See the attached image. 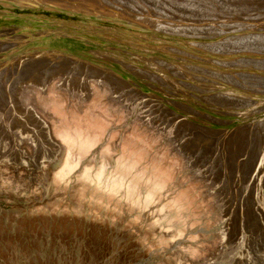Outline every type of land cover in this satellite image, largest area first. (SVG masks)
Wrapping results in <instances>:
<instances>
[{"label": "rangeland", "instance_id": "1", "mask_svg": "<svg viewBox=\"0 0 264 264\" xmlns=\"http://www.w3.org/2000/svg\"><path fill=\"white\" fill-rule=\"evenodd\" d=\"M42 1L65 10L39 13L35 5L24 0H0L4 5L19 4L7 15L21 18L8 19L6 12L0 14V51L19 35H51L55 41L44 44H54L55 49L77 57L106 62L124 74L118 63L99 54L110 56L120 50L125 52L122 55L126 60L146 54L174 67L178 63L201 66L204 69L199 70V77L214 80L210 82L213 86L207 85V80V84L201 81L207 87H200L203 96L209 92L205 96L215 95L218 87L228 90L219 93L217 105L213 99L193 98L150 78L130 76L142 92L153 95L169 112L176 113L174 126H166L165 132L142 117L144 109H137L144 98L132 104L115 101L114 105L109 101V91L95 85L89 98L79 100L52 80L42 94L37 92L40 88L34 89L31 98L54 146L44 157L30 138H22L12 129L15 114L4 101L0 85V264H236L244 252L247 219L252 217L263 229L242 264H264V83H258L264 79V45H260L264 41L260 37L264 33V0H199L200 5L196 2L197 7L191 10L184 7L185 0H103L94 4L93 0H75L74 5L91 1L93 6L89 4L88 9L100 15L108 5L116 7L124 22L138 23L137 27L156 24L157 30L144 33L108 18L78 16L72 12L75 9L60 0ZM205 1L214 6L219 2L218 14L203 13L201 5H207ZM4 10L0 6V11ZM147 11L154 20L143 15ZM71 25L90 27L99 35L117 33L121 43L104 38L100 42L106 44L83 40V34L76 33ZM209 25L215 28H205ZM209 42L215 47L202 46ZM159 44L204 61L174 57L163 48L157 49ZM147 48L155 51L148 52ZM250 77L255 83L251 89L245 84L249 80H244ZM229 88L236 90L231 92L233 97L241 99L234 97L228 103ZM247 90L255 91L257 96ZM254 96L258 97L256 103L251 101ZM117 104L123 105L119 108ZM186 120L203 129L201 134L195 130L201 135L199 143L193 142L194 130L180 132L183 136L176 138L174 128L180 129L177 122ZM80 142H85L88 149ZM188 143L185 151L183 145ZM84 148L85 152L81 150ZM65 170L69 173L59 178V172ZM122 171L127 175L123 173L121 188L119 192L113 188L118 192L113 194L112 182L121 181ZM102 179L105 184L111 182L106 185L111 188L105 187ZM137 182L142 193H134L138 191L135 189L133 195L139 197L126 198V192ZM131 198H135L134 203ZM226 228L230 229L223 237ZM233 228L236 234L231 232Z\"/></svg>", "mask_w": 264, "mask_h": 264}, {"label": "bare ground", "instance_id": "2", "mask_svg": "<svg viewBox=\"0 0 264 264\" xmlns=\"http://www.w3.org/2000/svg\"><path fill=\"white\" fill-rule=\"evenodd\" d=\"M93 4L96 3V1L102 2L103 0H93ZM107 1V0H106ZM115 2L114 0H110ZM157 1V0H154ZM161 2H164L163 0H160ZM174 1V0H173ZM172 1V2H173ZM190 1V2H188ZM194 1V2H193ZM197 1L199 0H185V2H183V4L185 3L184 7L186 9H193L194 7H197ZM246 2V0H243ZM258 1V0H257ZM24 2L28 3L30 2L31 4L35 5V12H42L45 11L47 12L48 10H65L64 8H61V5L58 4H52L49 2H44L42 0H24ZM60 2L62 4H68L70 8L75 9V11L73 10L72 12L78 16H86L89 19H91L90 17L93 16L95 17H101V18H108V21H115L119 24H125L127 25L128 29H132L135 32H139V33H144L147 30L150 29H156V24L151 22L148 23V25L144 26L145 28L142 27H137L136 25L138 24H134V23H126L123 21V15L121 14V12L113 6H107V5H103L101 7H105V10H102L104 15H100L98 13V11L91 9L89 10V4H92L91 1L84 2L81 1L82 4H76L75 0H60ZM104 2V1H103ZM118 2V1H116ZM171 2V3H172ZM175 2V1H174ZM179 1L176 2V4H178ZM197 2V3H196ZM203 2V0H202ZM206 2V1H205ZM204 2V3H205ZM213 2H217V1H213ZM237 2V1H236ZM241 2V1H240ZM248 2V1H247ZM119 3V2H118ZM170 3V4H171ZM194 3V4H193ZM196 3V4H195ZM207 5H201L202 7V11L203 13H205L206 15H212V14H218L219 12V2L214 6V4H210L209 2H206ZM210 5H209V4ZM239 3V2H238ZM237 3V4H238ZM74 5V7H71V5ZM87 4V6H86ZM92 4V6H93ZM120 4V3H119ZM173 4V3H172ZM241 4L243 5V3L241 2ZM238 4V5H241ZM249 4V3H248ZM246 4V5H248ZM253 4V3H252ZM255 4H258L257 2ZM255 4H253L254 6H256ZM11 5V6H10ZM7 4L4 5L2 3H0V6H2L3 8H5L4 11H0V14L2 12H6V18H13V19H21L18 16L15 15H7V14H12L13 12H11L10 10H12L13 8H18L19 4H15V3H11V4ZM118 5V4H117ZM198 5H200L198 3ZM252 5V6H253ZM86 6V7H83ZM121 6V5H120ZM200 6V7H201ZM245 6V4L243 5ZM249 6V5H248ZM253 6V7H254ZM258 7V5H257ZM113 10V11H112ZM69 11V10H68ZM44 12V13H45ZM95 14V15H93ZM91 15V16H90ZM143 15L145 17H147L148 19L154 20L152 13L150 11H147L145 13H143ZM42 18V17H39ZM181 18L183 19L184 17L181 16ZM92 20V19H91ZM63 23V21H62ZM161 24V23H159ZM173 26H176L174 24H171ZM73 29H75L77 32L76 33H81L83 34V40L86 39L87 41H91L93 43H99L102 44L100 42L101 38L107 39L109 41H113L114 43H121V39L119 38V35L117 33L112 32L111 34L107 33V32H101L102 34L99 35L98 33H95L93 31V29H91L90 27L88 28H84V27H79V26H75V25H71ZM179 27V26H178ZM105 28V27H104ZM208 29H214L215 27L213 25H209L208 27H205ZM83 29H87V31H89L87 34L82 33ZM95 29V28H94ZM262 29V28H261ZM39 30V29H37ZM157 30V29H156ZM108 31V30H107ZM114 31V30H113ZM100 32V31H99ZM11 33V32H10ZM94 33V35H93ZM130 33L132 34V32L130 31ZM4 34V32H2V35ZM121 34V33H120ZM135 34V33H133ZM5 35V34H4ZM24 35V36H17L15 37V39H11L12 42H10L9 44L4 46V49L0 51V85H1V91H2V95L4 96V101L6 103H9L11 111L14 112V119L13 122L10 123L12 129L14 131H16V133L20 134V136L22 138H30L32 145L34 146V148L37 149H41L43 151V155L44 157L47 156L45 154H47L46 152L50 149L53 148V144L51 143V136L49 138L48 135V130H47V126L45 125L44 122H42L41 118L39 117L38 113L36 112L35 109V105H34V101H32V95L33 94V90H38L37 88H40V91L38 90L37 92L39 94H42L41 91H43V89L46 88V86L49 84V82H51L52 80H57V83L59 85V87L66 89L68 95H75V97H78L79 100H83L85 98H89V96L91 95V93L93 92V86L98 85L104 89H106L105 91L107 92V90L109 91L107 93V95H109L110 93V99L109 101L114 103V105H116V103L119 102V104L121 103H129L132 104L136 101H140V100H144L142 101V103L137 109L141 110L144 109L143 112L141 113L143 116V118H146L145 120L148 122H151V124H155V127H158L159 129H161L162 131H165L166 126H169L172 121H174V117L176 116L175 114H173L171 111L169 112V109L167 110L165 108V106L161 105L159 100H157V98H155L153 95H149L148 93L142 92L136 84H134L131 81L130 76H137V77H146V78H150L151 80H155V82H159L161 83V85H166L167 88L170 89V87L175 88L176 90L180 91L181 93H187L188 95L190 94L192 97H196L199 99H203L204 101L207 100H211L213 99L212 103H219V93H227V91L225 92V90L228 88H226L225 90H222L223 88H221V90H219L220 87L215 88L217 89L216 91L219 92H215L212 96H205L207 93L203 96L202 93V89H200V87H204V85L201 83V81H203V77H199L201 76L199 73V70L202 71L204 68H202L201 70V66H190V65H181V64H177V66H172V63L170 65H166L165 62H160V61H156L155 59H153V57L151 56H147L145 55H137L138 59L130 57L129 60H126L122 54L123 51L120 52V50H118L119 52H114L115 55H101L99 54V56L103 57V58H109L111 59V62L113 63H118L121 67V70L123 72H125L126 74L122 73L121 71H118L115 66L110 65L106 62H95L92 60H88L87 58L84 57H77L74 54H72L71 52H66V51H61V50H57L55 49L53 46L54 44H44V43H50L52 40H54L55 38H53L51 35H41V34H36V35ZM127 36V35H126ZM135 36V35H134ZM64 37V36H61ZM67 37H73L70 35H67ZM128 37V36H127ZM138 37V36H137ZM142 37V36H141ZM260 37L264 38V33L260 34ZM75 38V37H73ZM77 38V37H76ZM119 38V39H118ZM118 39V41H117ZM140 39V38H138ZM137 39V40H138ZM146 39V38H145ZM148 39V38H147ZM128 40V39H126ZM134 40V39H133ZM144 40V39H142ZM232 40V39H231ZM235 40V38H234ZM233 40V41H234ZM55 41V40H54ZM105 41V40H104ZM124 41V40H123ZM122 41V42H123ZM148 41H150L148 39ZM231 41V42H233ZM126 42V41H125ZM157 42V41H156ZM230 42V43H231ZM36 45H33V44ZM155 43V42H154ZM160 43V42H159ZM162 43V42H161ZM196 43V42H195ZM215 43V41L213 42ZM229 43V42H228ZM106 44V43H103ZM156 44V43H155ZM199 44V43H198ZM197 44V45H198ZM132 45V44H131ZM195 45V44H194ZM205 46L207 48L210 47H215L213 46V44H211V42L209 43H205L202 44V46ZM260 45H264V41H260ZM140 46V45H139ZM158 46V45H157ZM166 45H160L157 47V49H162L165 52L174 55H177L178 57H183V59H187V60H193V59H197V60H202L200 57H192V55H190L189 53L183 51V50H177L175 48H169L165 47ZM201 46V45H200ZM203 46V47H204ZM142 47V46H140ZM145 47V46H143ZM7 52H2L5 50H8ZM136 49V48H135ZM156 49V50H157ZM113 50V49H112ZM147 50H149L148 52H153L155 51V49L153 48H147ZM144 51V50H142ZM175 57V56H174ZM205 57V56H204ZM140 58V59H139ZM178 59V58H177ZM249 59V58H247ZM106 60V59H105ZM215 60V59H214ZM229 60V59H228ZM204 61V59L202 60ZM206 61V60H205ZM210 61V60H209ZM216 61V60H215ZM222 61V60H220ZM233 61V60H230ZM109 62V61H108ZM219 62V61H217ZM229 62V61H228ZM237 62V60H236ZM240 62V61H239ZM243 62V66L245 65L244 61H241V63ZM250 62V61H249ZM165 63V64H164ZM213 63V62H212ZM220 63V62H219ZM233 63V62H231ZM235 63V61H234ZM251 63V62H250ZM264 63V62H263ZM117 64V65H118ZM168 64V63H167ZM215 64V63H214ZM222 64V63H221ZM220 64V65H221ZM237 65H241L236 63ZM262 64V63H260ZM248 65V64H247ZM232 68V67H231ZM230 68V69H231ZM263 68V67H262ZM208 70V69H206ZM262 70V69H261ZM213 72V70L211 71ZM216 72V71H214ZM213 72V73H214ZM220 72V71H219ZM231 72V71H229ZM229 72H227V74H229ZM239 72V71H238ZM233 73V72H232ZM258 73V72H257ZM260 73V72H259ZM207 74V73H206ZM209 74V73H208ZM216 74V73H215ZM220 75H222L221 73H219ZM240 74V73H239ZM264 74V73H261ZM197 75V76H195ZM213 75V74H212ZM220 75H217L218 77ZM248 75V74H247ZM211 76V75H209ZM229 76V75H228ZM228 76H226V78H228ZM231 76H233V74H231ZM229 76V77H231ZM239 76V75H238ZM246 76V75H245ZM136 77V78H137ZM217 77V78H218ZM224 77V75L222 76ZM244 77V76H243ZM247 77V76H246ZM193 78V82L194 83H190L187 82L189 79ZM216 78V77H215ZM220 78V77H219ZM209 79V78H208ZM223 79V78H222ZM231 79V78H230ZM244 79V78H243ZM254 79V78H253ZM259 79V78H258ZM261 79V78H260ZM205 80H207L206 78H204L203 82H206ZM219 80V79H217ZM244 80H249V83H245L248 84V88L252 87L253 85H255V83H252L251 77L250 79L246 78ZM214 80H211L210 82L212 83ZM255 81V80H254ZM257 81V79H256ZM255 81V82H256ZM208 82V80H207ZM206 82V84H207ZM210 82H208L207 85L210 84V86L212 85ZM264 83V79L261 81H258V83ZM92 83V84H91ZM217 83V82H215ZM213 83V84H215ZM252 83V84H250ZM260 83V84H261ZM56 84V83H55ZM218 84V83H217ZM57 85V86H58ZM219 85V84H218ZM262 85V84H261ZM50 86V85H49ZM54 86V85H53ZM165 86V87H166ZM213 86V85H212ZM216 86V85H214ZM140 87V86H139ZM152 87V86H150ZM57 88V87H56ZM171 88V89H173ZM204 88H207L206 86ZM49 89V87H48ZM58 89V88H57ZM170 89V90H171ZM211 89V88H210ZM215 89H211L215 91ZM232 89V91H230V94L226 95V97L229 99L231 103V100L233 97V95H235L234 93L231 94V92H235L236 90H234L233 88H229ZM251 89V88H249ZM56 90V89H55ZM60 90V89H59ZM103 90V89H102ZM174 90V89H173ZM253 90V88H252ZM255 90V89H254ZM65 91V90H64ZM161 91V90H160ZM177 91V92H178ZM102 92V91H101ZM105 92V93H106ZM167 92V91H166ZM204 92V91H203ZM248 93L256 95L255 91H248ZM255 92V93H254ZM36 93V92H35ZM237 93V92H236ZM238 93H239V89H238ZM242 93V92H241ZM260 93V92H259ZM94 94V93H93ZM174 94V93H172ZM249 94V95H250ZM263 94V93H261ZM260 94V95H261ZM106 95V94H104ZM219 95V96H218ZM224 95V94H223ZM246 94H244L245 96ZM248 95V94H247ZM246 95V96H247ZM248 95V96H249ZM260 95L258 97H260ZM35 96V95H34ZM214 96V97H213ZM241 96V95H240ZM245 96V97H246ZM254 96L255 98L252 100L254 103H256L258 97ZM39 97V96H38ZM109 97V96H108ZM193 97V98H194ZM213 97V98H212ZM238 97V96H237ZM235 97V98H237ZM144 98V99H143ZM195 98V99H196ZM226 98V99H227ZM241 99V97H238ZM251 98V97H250ZM264 98V97H263ZM42 99V98H41ZM40 99V100H41ZM46 99V98H45ZM227 99V100H228ZM245 99V98H243ZM247 99V98H246ZM261 99V98H260ZM47 100V99H46ZM206 100V101H207ZM226 100V101H227ZM250 101V99H248ZM53 101V100H52ZM116 101V103H115ZM224 101V100H223ZM240 101V100H239ZM246 101V100H245ZM36 102V101H35ZM40 102V101H39ZM44 102V101H43ZM172 102V101H170ZM62 103V102H61ZM178 103V102H177ZM176 103V104H177ZM210 103V102H209ZM225 103V101H224ZM242 103V102H241ZM240 103V104H241ZM248 103V102H247ZM263 103V102H262ZM137 104V106L139 105ZM175 104V105H176ZM179 105L181 103H178ZM177 104V105H178ZM223 104V102L221 103ZM227 104V103H226ZM225 104V106H226ZM244 104V103H243ZM44 105V104H43ZM123 105V104H122ZM121 105V106H122ZM134 105V104H133ZM176 105V106H177ZM182 105V104H181ZM218 105V104H217ZM224 105V104H223ZM232 105V104H231ZM252 105V104H250ZM254 105V104H253ZM259 104H257L258 106ZM117 106L120 108L121 106H119L117 104ZM125 106V105H124ZM127 106V105H126ZM130 106V105H129ZM174 106V105H173ZM187 106V105H186ZM229 106V105H228ZM235 106V105H234ZM238 106V105H237ZM247 106V105H246ZM114 107V106H113ZM141 107V109H140ZM180 107V106H179ZM231 107V106H230ZM242 107V106H241ZM256 107V106H255ZM38 108V107H37ZM112 108V107H111ZM127 108V107H126ZM178 108V107H177ZM182 108V107H181ZM184 108V107H183ZM187 108V110H189L188 107H185V109ZM236 108V107H235ZM238 108V107H237ZM260 108V107H259ZM123 109V108H122ZM135 109V107H134ZM193 109V108H191ZM242 109V108H241ZM254 109V108H253ZM186 110V111H187ZM263 110V109H262ZM240 111V110H239ZM249 111V110H248ZM114 112V111H113ZM175 112V111H173ZM197 113V111H195ZM194 112V113H195ZM235 112V111H234ZM233 112V113H234ZM246 112V111H245ZM253 112V111H252ZM255 112V111H254ZM232 113V112H231ZM240 113V112H239ZM4 114H6V112H4ZM201 115V114H200ZM233 115V114H232ZM241 115V114H240ZM179 116V115H178ZM183 117V116H182ZM241 117V116H240ZM178 119L180 117H177ZM217 119V118H216ZM245 119V118H244ZM144 120V121H145ZM176 120V119H175ZM182 120V119H181ZM179 120V121H181ZM188 120V119H187ZM186 120V121H187ZM192 120V119H191ZM178 121V120H176ZM211 121V120H210ZM219 122V121H218ZM175 124V123H174ZM252 124V123H251ZM172 126L173 123H172ZM177 126L180 127L179 131H177L176 128H174L176 130V138H179L180 136H183L182 134H180V132H183L185 130H194V133L196 134L193 140L194 144L199 143L198 141V136L201 137V132L203 131V129L201 127H198L194 122H177ZM175 126V127H177ZM229 127V126H228ZM243 127V126H242ZM193 128V129H191ZM168 129V128H167ZM171 129V128H170ZM200 129V130H198ZM226 129V128H225ZM240 129V128H239ZM160 130V131H161ZM195 130H197L195 132ZM232 130V129H231ZM237 130V129H236ZM243 130V128H242ZM241 130V131H242ZM86 131V130H85ZM208 133L210 130H207ZM155 132V131H154ZM166 132V131H165ZM192 132V131H190ZM215 132V131H214ZM206 133V131H205ZM232 133V132H231ZM50 134V133H49ZM168 134V133H167ZM215 134V133H214ZM83 135V134H82ZM169 135V134H168ZM173 135V134H172ZM207 135V134H206ZM204 135V136H206ZM216 135V134H215ZM223 135V134H222ZM13 136V135H12ZM167 136V135H166ZM174 136V135H173ZM189 136V135H188ZM192 136V135H191ZM232 137V135H231ZM82 138V137H81ZM88 139V138H87ZM23 140V139H22ZM73 140V139H72ZM75 140V139H74ZM89 140V139H88ZM185 140V139H184ZM191 140V139H190ZM21 141V140H20ZM178 141V140H177ZM70 142V141H69ZM72 142V141H71ZM88 142V141H87ZM182 142V141H181ZM184 142V141H183ZM193 142H189V143H193ZM261 142V141H260ZM263 142V141H262ZM30 143V142H28ZM30 143V144H31ZM189 143L188 144H184L183 148L185 151H187L189 149ZM202 143V142H201ZM1 144V143H0ZM78 144V143H77ZM81 144V142L79 143ZM83 147L87 148V145H84L85 142L83 143ZM81 144V145H82ZM20 145V144H19ZM18 145V146H19ZM24 145V144H23ZM30 145V146H32ZM178 145V144H177ZM25 146H29L26 145ZM24 146V147H25ZM80 147V146H79ZM82 147V146H81ZM80 147V148H81ZM1 148V145H0ZM32 148V147H31ZM79 148V149H80ZM84 148V149H85ZM180 149V146L178 147ZM48 149V150H47ZM88 149V148H87ZM87 149L82 151H86ZM58 150V149H57ZM80 152L81 155H83V152ZM79 154V155H80ZM67 158V157H66ZM52 160V159H51ZM66 163V160L64 161ZM100 162V161H99ZM109 162V161H108ZM111 163V162H110ZM69 164V163H68ZM64 165V164H63ZM65 167H70L69 165L65 164ZM91 165V164H90ZM75 166V165H74ZM45 167V166H44ZM88 167V166H87ZM103 167V166H102ZM100 168V167H99ZM63 169V168H62ZM66 169V168H65ZM71 169V168H70ZM70 169L68 171H70ZM129 169V168H128ZM92 170V169H91ZM126 170V171H125ZM124 171L127 172V169H125ZM68 171H62L59 172L60 174L57 175L59 178L64 177L65 175H67V173H69ZM90 171V170H89ZM130 169L128 170L129 174ZM55 172V171H54ZM85 172V170H84ZM98 173V171H96ZM123 171H122V176L120 175L119 180L117 183L116 181L112 182L114 184V186H112V188L110 186H106V185H110V183H104L103 179V185L105 184V187L107 188H111V192H113V190L118 191L119 192V188H121V185L123 183V180L120 179L123 177ZM85 174V173H84ZM103 174V173H102ZM99 174V175H102ZM126 174V175H127ZM124 173V176H126ZM89 176V174L87 175V177ZM94 176V175H92ZM98 176V175H97ZM83 177V174H82ZM86 177V176H85ZM90 177V176H89ZM88 177V178H89ZM101 176H98V178H100ZM81 178V176H80ZM97 178V179H98ZM86 179V178H84ZM92 179V178H91ZM90 179V180H91ZM106 179V178H105ZM124 179V177H123ZM126 179V177H125ZM95 180V178H94ZM93 181V179H92ZM91 181V182H92ZM97 181V180H96ZM95 181V182H96ZM100 181V179H99ZM98 181V182H99ZM106 181V180H105ZM138 181V180H137ZM132 182V181H131ZM134 182V181H133ZM93 183V182H92ZM121 183V184H120ZM100 185V184H99ZM136 185H138L137 187H139V184L137 182V184H132L130 188L131 190L126 192V194L128 193L129 196L125 197H131L133 198V196H138L137 195H133L134 193L141 192V190H138V188L136 187ZM98 186V185H96ZM101 186V185H100ZM104 187V188H105ZM136 187V188H135ZM100 188V187H99ZM114 188V189H113ZM101 189V188H100ZM113 189V190H112ZM135 189H137L138 191H136ZM139 189H141L139 187ZM103 191V190H102ZM113 192L114 193H118V192ZM136 191V192H134ZM108 192V191H107ZM134 192V193H133ZM151 193V192H150ZM150 193L149 196L150 197ZM147 194V193H146ZM124 195V194H123ZM152 195V194H151ZM139 197V196H138ZM131 198V199H132ZM129 199V198H128ZM135 199V198H134ZM134 199L133 202H131L132 200H130L131 203H134ZM147 199V198H146ZM137 198H136V203H137ZM140 201H138L139 204ZM137 204V205H138ZM139 206V205H138ZM140 207V206H139ZM246 226H247V236H246V243H245V247H244V252L241 254L239 262L237 261L236 264H242L243 261L250 256L249 255V251L255 248V244L257 243V241L260 239V237H258L260 235V230L263 229V226L258 223V221H256V219L254 217L247 219L246 222ZM230 228H226L225 232L223 233V237L224 235L227 236V232ZM246 229V228H245ZM232 233H235V229L233 228L231 230ZM236 234V233H235ZM244 239V238H243ZM257 239V240H256ZM259 253V252H258ZM264 253V252H263ZM215 255V254H214ZM217 255V254H216ZM219 255V252H218ZM212 257L213 254H212ZM213 259V258H212ZM259 261H257L258 263ZM261 263V262H260Z\"/></svg>", "mask_w": 264, "mask_h": 264}]
</instances>
